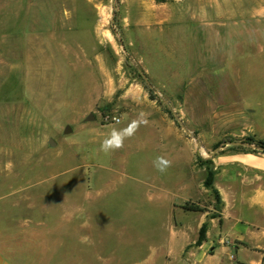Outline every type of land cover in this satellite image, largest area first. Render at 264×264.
<instances>
[{
  "label": "rangeland",
  "instance_id": "374dc122",
  "mask_svg": "<svg viewBox=\"0 0 264 264\" xmlns=\"http://www.w3.org/2000/svg\"><path fill=\"white\" fill-rule=\"evenodd\" d=\"M140 111L149 124L101 152L112 118L122 128ZM247 137L264 140V0H0V249L12 264L235 261L215 184L219 162L262 154Z\"/></svg>",
  "mask_w": 264,
  "mask_h": 264
},
{
  "label": "crops",
  "instance_id": "0c3cea01",
  "mask_svg": "<svg viewBox=\"0 0 264 264\" xmlns=\"http://www.w3.org/2000/svg\"><path fill=\"white\" fill-rule=\"evenodd\" d=\"M197 34L203 47L202 32ZM226 160L218 163L222 180L215 184L223 201L218 234L236 240L238 246L232 247L235 261L215 264H264V154L239 153ZM0 264H12L1 249Z\"/></svg>",
  "mask_w": 264,
  "mask_h": 264
},
{
  "label": "clouds",
  "instance_id": "9594fccd",
  "mask_svg": "<svg viewBox=\"0 0 264 264\" xmlns=\"http://www.w3.org/2000/svg\"><path fill=\"white\" fill-rule=\"evenodd\" d=\"M148 113L140 111L134 119L127 123L125 127L119 128L115 125L120 123L118 117H113V125L100 143V151L104 154H110L124 147L125 141L136 135L141 126L149 124ZM154 168L165 173L171 167V161L164 156H157L153 161Z\"/></svg>",
  "mask_w": 264,
  "mask_h": 264
},
{
  "label": "trees",
  "instance_id": "16d2710c",
  "mask_svg": "<svg viewBox=\"0 0 264 264\" xmlns=\"http://www.w3.org/2000/svg\"><path fill=\"white\" fill-rule=\"evenodd\" d=\"M150 91V90H149ZM151 93V92H150ZM248 143L254 145L255 148H258L262 154H264V140L261 139H255L254 137H247ZM213 181H214V171L211 168H206V175L203 180V186L205 189L211 190L214 200L217 205L221 203L220 197L218 195V192L216 189L213 188ZM181 208L186 212H198L200 209L194 204H190L188 202H185L183 205H181ZM205 231L206 226L203 224L199 231H198V237L195 241V245H200L201 242L205 238Z\"/></svg>",
  "mask_w": 264,
  "mask_h": 264
},
{
  "label": "water",
  "instance_id": "95a60500",
  "mask_svg": "<svg viewBox=\"0 0 264 264\" xmlns=\"http://www.w3.org/2000/svg\"><path fill=\"white\" fill-rule=\"evenodd\" d=\"M93 119H94V117H93V115H91V114H89V115H87V117H85V120H86V121L93 120ZM179 124L181 125V127H183L181 122H179ZM69 131H70L69 126H66L65 129H64V131H63V133H67V132H69ZM186 133H187V132H186ZM187 134H189V133H187ZM48 144H49V145H53V144H54V142L52 141V139H48ZM234 144H239V143H234ZM196 145H197L198 148L201 147L200 143H198V142L196 143ZM216 151H217V148H215L213 151H210V152L208 151V152H206V154L209 155V156H212V155L215 154Z\"/></svg>",
  "mask_w": 264,
  "mask_h": 264
},
{
  "label": "built area",
  "instance_id": "2783aa9c",
  "mask_svg": "<svg viewBox=\"0 0 264 264\" xmlns=\"http://www.w3.org/2000/svg\"><path fill=\"white\" fill-rule=\"evenodd\" d=\"M112 120H113V118H112Z\"/></svg>",
  "mask_w": 264,
  "mask_h": 264
}]
</instances>
